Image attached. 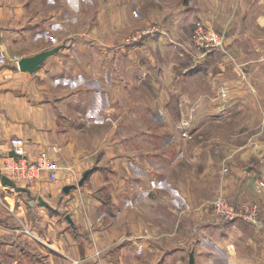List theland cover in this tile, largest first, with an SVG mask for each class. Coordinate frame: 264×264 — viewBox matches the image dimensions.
Listing matches in <instances>:
<instances>
[{
    "label": "crops",
    "instance_id": "0c3cea01",
    "mask_svg": "<svg viewBox=\"0 0 264 264\" xmlns=\"http://www.w3.org/2000/svg\"><path fill=\"white\" fill-rule=\"evenodd\" d=\"M145 1H149L143 2L148 7L152 1L154 5L146 18L139 19L141 24L134 27L153 24L158 31L143 36L139 42L120 44L118 58L125 52L132 59L119 58L113 84L116 95L112 91L110 95L99 80L97 85H92L89 79L80 91L59 92L47 80L50 66L47 61L37 72L21 70L16 59L46 51H35L31 44L49 17L43 20L34 11L32 0H0L4 48L13 59L9 64H0V162L12 152L10 139L19 136L27 141L29 156L47 151L62 167L57 182L43 180L36 191L20 192L0 184V264H74L73 260L80 264H168L170 259L175 264L180 252L185 257L188 254L185 243L190 241L189 237H194L190 251H195L196 264L202 262V257L208 261L205 264H213L216 254L223 260H236L238 256L245 264H264V218L260 224L244 219L230 222L206 212L203 222L198 221V213H186L168 200L162 201V222L157 224L152 213L157 190L150 187L149 181L154 178L149 173L150 165L139 170L140 139L137 128L132 127L136 124L133 117L129 121L132 128L121 127V133L114 136L108 135L106 127L91 126L93 117L101 119L99 112L89 119L88 111L91 115L96 105L106 102L104 108L113 105L119 111L124 103L130 115H137L142 112L139 99L151 96L153 107L148 114L156 117V108L161 106L165 117L160 119L169 130L176 128L173 116L178 117V123L185 114L196 116V126L191 127L209 131L212 148L216 145L214 142L224 139L216 132L224 124L220 121L228 120L225 124L234 126L232 121L237 115L245 114L246 109L240 111L241 104L247 105L252 93L246 96L240 89L231 93L228 100L221 98L219 86L224 83L221 77L203 75L201 71L190 73L187 65L191 61L170 58L171 50L192 49L189 44L195 21L226 26L234 0H194L193 4L186 0H160L161 5L157 0ZM254 3L252 11L258 13L259 19L256 24H264V0ZM235 8L239 12L247 8L251 11L245 1L240 4L236 0ZM233 15L234 12L230 18ZM243 22L241 19L237 23ZM181 55L184 54H177L178 58ZM166 59L170 60L165 62ZM176 60L184 66L183 72L177 75L173 70ZM124 63L131 65V74L122 72ZM146 63L157 67L156 74L143 77L134 71L135 66ZM79 70L91 78L89 64L83 62L82 69L75 68L72 74H79ZM126 76L130 77L129 81L126 79L127 86H117ZM139 83H146L150 91L141 93ZM98 110L103 111L101 105ZM156 156L162 162L164 179L170 181L181 159L163 154L141 155L146 163H155ZM257 157L261 166L256 171L264 176V153L252 158ZM216 161L217 156L211 155L204 169L211 178L216 168L211 164ZM237 163L231 167L230 180L232 188L236 187L239 193L231 197L258 198L264 209V193L253 195L245 182L235 183L234 179L245 172H239ZM246 166L250 171L252 165ZM87 171L89 175L80 184ZM67 185L72 188L65 193ZM192 218L195 219L193 227L188 224ZM226 245L237 249L228 251ZM181 263L185 264V260Z\"/></svg>",
    "mask_w": 264,
    "mask_h": 264
},
{
    "label": "rangeland",
    "instance_id": "374dc122",
    "mask_svg": "<svg viewBox=\"0 0 264 264\" xmlns=\"http://www.w3.org/2000/svg\"><path fill=\"white\" fill-rule=\"evenodd\" d=\"M159 1L157 0V2ZM193 1L186 0L188 4H193ZM235 1L234 9L228 11V24L226 26L210 24L203 20L195 21L191 43L189 44L192 49L181 52L171 50L170 56L172 59L176 57L181 61H191L192 63L187 65V70L190 73L201 71L203 75L221 77L222 82H224L219 86L221 98L228 100L231 93L240 91V89L246 93V96L252 93V97L247 98L249 103L247 105L241 104L243 107L241 106L240 111L245 109L246 111L245 114L242 112L237 115L238 118L232 121L234 126L225 124L229 123L228 120L220 121L224 124H221L220 131L216 132L222 134L223 142H214L216 145L211 148L208 141L211 140L209 131L193 129L191 126H196L197 117L191 114H185V118L180 119L179 123L178 117L173 116L176 128L169 130L166 124L163 126V122H161L160 117H165L164 109L161 106L156 108V117L153 118L152 115L148 114V110L153 107L151 96L150 98L139 99V110L142 112L137 115H130L124 103H122L119 111H115L113 105L110 108H104L106 102L100 104L104 113L102 110H98L100 105H96L91 115L88 111L89 119L98 112L101 116V119L93 117L91 126L106 127L110 136L120 134L121 127L124 130L132 127L137 128V136L140 139L139 149H137L140 156L139 170L141 171L147 164L150 165L149 173L154 177L149 181L150 187L157 190V199L154 200L152 212L154 222L157 224L162 222L160 218L162 201L168 200L177 209L185 210L186 213H198L200 219L198 221L204 220L202 216L206 212L223 221L213 211V205L222 195L236 206L243 207L247 203L255 202L261 208L258 198L254 199L249 196L245 200H236L231 197V195H238L239 193L236 187L232 188L233 182L230 180L231 167L233 163L237 162L242 169H239V172L244 170L245 172L239 178L234 179L235 183L241 185L242 182H245L246 187L253 195L264 193V186H259L260 182H264V176L256 171L257 168L260 171L261 161L258 157L256 160L252 158L264 153V24L262 22L260 25L256 24L259 20L257 18L258 13L252 11L255 0H239L240 4L245 1L246 6L250 7L251 11L247 8L249 12L247 10L237 11ZM32 2L35 7L34 11L39 13L43 20L49 18L37 32L31 48L38 51L62 47L57 53L46 59L50 65L47 80L59 92L80 91L89 79V83L92 82V85H97L96 80H99L110 95L111 91L112 95H116L113 84L118 74L115 72V69H118V60L122 56L124 59H132L125 52L118 58L117 50L120 44L139 42L143 36L158 31L156 25L153 26V24L151 27L148 25L140 28L134 27L141 24L139 19L146 18L148 10L150 11L154 5L153 1V3H149V7L147 6L148 3H143L149 2L145 0H32ZM158 4L161 5L160 2ZM133 12H135L134 15ZM233 12V18H230ZM233 19H235L234 24L232 23ZM241 19L244 22L238 24L237 22ZM198 22L221 32L225 39L223 46L211 51L198 47L193 41V31ZM180 53L184 55L178 58L177 54ZM169 60L166 59L165 62ZM181 61L176 60V66L173 67L176 75L183 72L184 66ZM83 62L87 66L89 64L92 73L91 78H87L86 73L81 72L82 70L78 71L79 74H72L75 72V68L82 69ZM75 64L80 67H76ZM134 71L139 76L144 77L145 75L156 74L157 67L147 66L146 63V65L135 66ZM122 72L131 74V65L124 63ZM126 79L129 81L130 77H124L120 83H117V86L122 84L123 87H126ZM93 88L95 91L98 90L97 87ZM139 90L141 93L150 91L146 83H139ZM96 95L100 94L97 93ZM237 101L238 99H236ZM147 105L150 108H147ZM237 106L238 103L235 107ZM131 117L136 123L132 127L129 124ZM156 119L160 122H157ZM217 121L215 120L216 123H218ZM190 127L191 129H189ZM245 153H248L247 156H242ZM145 154L175 156L177 159H181V162L174 168L173 178L169 181L164 179L162 162L157 161L160 158L156 156L155 163H146L143 159L145 156L141 157ZM192 155L195 157H191ZM211 155L217 156L218 160L211 164V167H216L212 178L204 172ZM250 159L252 161H249ZM246 165H252L250 171L245 169ZM151 180H155L158 186H151ZM254 180L257 181L254 182ZM9 188L12 187L9 186ZM173 201L180 203L174 204ZM260 217L262 222L264 218L263 207ZM194 221L195 219L192 218L188 224L193 227ZM190 233L193 235V232L190 231ZM189 238L190 241L185 243V251L188 254L185 257L180 252V256L174 260L175 264H182V260H185V264H189L191 254H194L195 258V251H190L194 244L191 242L194 237ZM216 244L220 245L219 239H216ZM234 248L236 251L237 247L234 246ZM234 248H228L227 245L225 247L228 251ZM215 257L213 264H245L241 262L242 258L238 256L235 257L236 260H223L217 254ZM201 261L200 264L208 262L203 257ZM71 262L74 264L81 263L76 260ZM168 264H174L173 260L170 259Z\"/></svg>",
    "mask_w": 264,
    "mask_h": 264
},
{
    "label": "built area",
    "instance_id": "2783aa9c",
    "mask_svg": "<svg viewBox=\"0 0 264 264\" xmlns=\"http://www.w3.org/2000/svg\"><path fill=\"white\" fill-rule=\"evenodd\" d=\"M224 36L221 32L198 22L193 31V41L201 49L211 51L223 46ZM17 63L19 59H16ZM13 59L9 58L4 48L3 33L0 29V64H9ZM19 67V65H18ZM27 141L19 136L10 139L11 153L5 156L0 162V184L2 177L6 176L12 179L18 186L25 187L27 190L36 191L39 183L43 180L57 182L61 166L47 151L39 152L35 157L29 156L26 150ZM151 186H158L155 180L151 181ZM259 186H264L260 182ZM9 187V186H8ZM247 203L243 207L231 204L230 201L222 195L213 205V211L217 216L225 221H236L244 219L254 224L261 223L260 205ZM231 248H233L231 246Z\"/></svg>",
    "mask_w": 264,
    "mask_h": 264
},
{
    "label": "water",
    "instance_id": "95a60500",
    "mask_svg": "<svg viewBox=\"0 0 264 264\" xmlns=\"http://www.w3.org/2000/svg\"><path fill=\"white\" fill-rule=\"evenodd\" d=\"M58 49H59V47H56V48H53V49H50V50H46V51L40 52V53H38V54H36L34 56L23 57V58H21L18 61L19 68L21 70H23V71H29L31 73L37 72L41 68L43 63L46 61V59L49 56H51L52 54H54L56 51H58ZM11 154H14V153H11ZM89 173H90V171H87L84 174L83 178L80 181V184H82L85 181V179L87 178ZM2 182H3L4 185H8V186L12 187L13 189H15L17 191L27 192V189L25 187L18 186L12 179H10V178H8L6 176L2 177ZM71 188H72V186H70V185L65 186L64 187V192L68 193L71 190ZM40 201L44 202V200L42 198H40ZM67 219L69 221H71L70 215H67ZM189 264H196L195 263L194 254L190 255Z\"/></svg>",
    "mask_w": 264,
    "mask_h": 264
}]
</instances>
